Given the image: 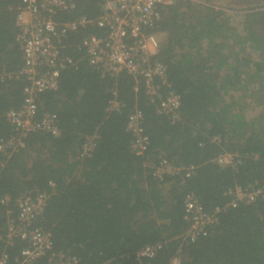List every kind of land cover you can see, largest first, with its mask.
Instances as JSON below:
<instances>
[{
    "label": "trees",
    "instance_id": "obj_1",
    "mask_svg": "<svg viewBox=\"0 0 264 264\" xmlns=\"http://www.w3.org/2000/svg\"><path fill=\"white\" fill-rule=\"evenodd\" d=\"M18 2L0 0V140L13 134L5 114L20 108L26 84L15 78L22 67ZM100 4L80 1L56 19L97 18ZM151 32L162 35L152 61L165 67L180 98L179 119L159 113L141 82L88 65L81 42L105 30L88 26L69 34L62 52L76 66L61 71L54 91L35 96L37 118L54 114L59 135L30 133L17 153L0 154V258L6 255V264H25L21 250L27 246L17 239L6 243L8 211L14 218L13 201L38 192L49 198L32 226L49 234L53 252L74 256L78 264H143L135 252L155 244L161 249L148 264L175 258L178 264H264V199L228 206L236 187L264 185V0H177L159 9ZM112 100L120 107L108 112ZM134 110L142 112L148 139L141 156L125 130ZM87 139L93 148L84 155ZM222 154L234 156L237 165H218ZM161 161L190 174L157 177ZM188 194L204 212L221 210L193 242L183 240ZM6 196L11 202L4 205Z\"/></svg>",
    "mask_w": 264,
    "mask_h": 264
},
{
    "label": "built area",
    "instance_id": "obj_2",
    "mask_svg": "<svg viewBox=\"0 0 264 264\" xmlns=\"http://www.w3.org/2000/svg\"><path fill=\"white\" fill-rule=\"evenodd\" d=\"M85 0H19L15 9V24L19 29L17 39L21 51L22 67L15 78L26 81L22 89L23 102L19 109L10 110L5 120L13 134L6 140H0V154L10 157L24 148L25 137L34 132L48 133L53 137L59 135L54 114L44 113L37 118L36 94L54 91L61 71L73 68L76 62L63 54L65 40L69 34L77 33L88 26H96L105 30L103 36L90 35L84 38L80 47L85 51V58L90 67L100 69L103 74L115 76L125 73L141 82L149 101L158 103L157 111L167 116L172 122L179 119V96L172 91L166 76L165 67L152 61L162 42L159 33H147L159 18V9L171 6L177 0H101V14L94 19L79 16L75 19L59 22L56 15L75 8L76 4ZM120 103L112 100L107 111H117ZM37 118V119H36ZM143 115L140 110L132 111L126 121L125 130L132 137L131 150L134 155L141 156L146 151L148 139L142 127ZM93 148V139H87L83 145V154L88 155ZM230 154L219 155L216 163L220 166L235 167ZM184 172L188 177V168L173 167L161 161L155 175H177ZM52 191L54 185L48 184ZM232 201L228 204L235 207L236 202H254L264 199V185L260 188L252 186L248 189L236 187ZM47 192L27 193L13 201L16 216L11 218L8 211L6 227V243L14 240L25 241L27 246L21 250L22 262H33L46 258L47 264H78L74 256L53 252L49 234L41 228L33 227L32 222L40 215L47 203ZM4 197L2 204L10 203ZM219 208L204 212L194 196L188 194L183 200V219L188 229L183 240L193 242L205 236L207 228L217 221ZM161 249V244L148 245L135 252L137 259H152ZM6 255L0 258V264H6ZM172 264H178L175 258Z\"/></svg>",
    "mask_w": 264,
    "mask_h": 264
},
{
    "label": "rangeland",
    "instance_id": "obj_3",
    "mask_svg": "<svg viewBox=\"0 0 264 264\" xmlns=\"http://www.w3.org/2000/svg\"><path fill=\"white\" fill-rule=\"evenodd\" d=\"M216 6H218L216 3H214Z\"/></svg>",
    "mask_w": 264,
    "mask_h": 264
}]
</instances>
